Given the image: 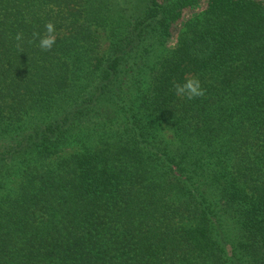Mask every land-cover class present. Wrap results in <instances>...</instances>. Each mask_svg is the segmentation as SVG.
Masks as SVG:
<instances>
[{"label":"trees","instance_id":"obj_1","mask_svg":"<svg viewBox=\"0 0 264 264\" xmlns=\"http://www.w3.org/2000/svg\"><path fill=\"white\" fill-rule=\"evenodd\" d=\"M201 1L0 0V264H264V0Z\"/></svg>","mask_w":264,"mask_h":264},{"label":"clouds","instance_id":"obj_2","mask_svg":"<svg viewBox=\"0 0 264 264\" xmlns=\"http://www.w3.org/2000/svg\"><path fill=\"white\" fill-rule=\"evenodd\" d=\"M46 34L41 36L39 33H34V37L38 39V46L43 50H51L53 45L56 43L54 33L55 25L51 22L45 24ZM23 38L22 33H17L15 40L20 41ZM176 94L187 96L188 99L201 97L204 95V90L201 87L198 79L188 80L184 83H178L174 85Z\"/></svg>","mask_w":264,"mask_h":264},{"label":"rangeland","instance_id":"obj_3","mask_svg":"<svg viewBox=\"0 0 264 264\" xmlns=\"http://www.w3.org/2000/svg\"><path fill=\"white\" fill-rule=\"evenodd\" d=\"M206 7V1L202 0L200 5L197 8L194 9H187L183 12V15L181 17L180 20H178L174 25V29L172 30V35L171 38H169L168 44L167 46L174 47L175 43H176V37H177V32L183 29V25L186 21H190L194 18H197L198 16H200V14L202 13V10ZM98 34L100 36L99 39V47L100 50H103L106 48V46L108 45L109 41L107 40V36L106 33L102 30L98 31ZM165 129V127H164ZM164 135L166 137H169L170 134H168V132L166 130H164ZM74 152H76V149L74 148H70V149H66L65 151H63L62 156H69L72 155Z\"/></svg>","mask_w":264,"mask_h":264}]
</instances>
